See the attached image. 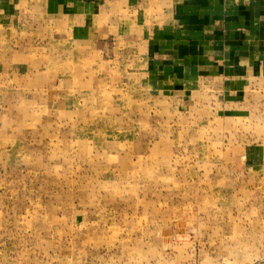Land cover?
Listing matches in <instances>:
<instances>
[{
  "label": "rangeland",
  "instance_id": "obj_1",
  "mask_svg": "<svg viewBox=\"0 0 264 264\" xmlns=\"http://www.w3.org/2000/svg\"><path fill=\"white\" fill-rule=\"evenodd\" d=\"M98 62L46 70L44 91L0 87L16 96L0 108V264H264V207L235 191L237 162Z\"/></svg>",
  "mask_w": 264,
  "mask_h": 264
},
{
  "label": "crops",
  "instance_id": "obj_2",
  "mask_svg": "<svg viewBox=\"0 0 264 264\" xmlns=\"http://www.w3.org/2000/svg\"><path fill=\"white\" fill-rule=\"evenodd\" d=\"M104 41L110 62L100 59ZM86 53L133 81L156 114L207 128L201 147L237 162L241 172L226 180L264 207V0H0V87L44 91L46 70ZM14 99L0 93V108ZM252 230L251 245H263Z\"/></svg>",
  "mask_w": 264,
  "mask_h": 264
}]
</instances>
